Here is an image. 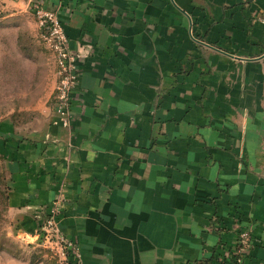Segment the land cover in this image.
Wrapping results in <instances>:
<instances>
[{
    "label": "crops",
    "instance_id": "crops-1",
    "mask_svg": "<svg viewBox=\"0 0 264 264\" xmlns=\"http://www.w3.org/2000/svg\"><path fill=\"white\" fill-rule=\"evenodd\" d=\"M80 80L0 121L9 210L34 239L52 203L84 264H264V0H47Z\"/></svg>",
    "mask_w": 264,
    "mask_h": 264
},
{
    "label": "rangeland",
    "instance_id": "rangeland-1",
    "mask_svg": "<svg viewBox=\"0 0 264 264\" xmlns=\"http://www.w3.org/2000/svg\"><path fill=\"white\" fill-rule=\"evenodd\" d=\"M31 1L0 0V121L10 115L34 118L45 107L55 113L58 66ZM55 116L54 123L61 125ZM9 188V170L0 155V264H58L41 235L26 239L14 232Z\"/></svg>",
    "mask_w": 264,
    "mask_h": 264
},
{
    "label": "built area",
    "instance_id": "built-area-1",
    "mask_svg": "<svg viewBox=\"0 0 264 264\" xmlns=\"http://www.w3.org/2000/svg\"><path fill=\"white\" fill-rule=\"evenodd\" d=\"M31 2L38 18L42 38L54 55L58 66L60 79L56 87L54 110L58 117L57 122L66 127L71 124L73 118L74 92L80 80L78 68L80 55L70 49L69 36L57 9L49 6L47 0H32ZM62 208L60 200L52 203L38 235L50 243V247L58 257V264H84L80 246L64 235L60 229ZM254 245L251 229L241 227L235 247L230 253L232 260L237 264H242L246 252Z\"/></svg>",
    "mask_w": 264,
    "mask_h": 264
}]
</instances>
